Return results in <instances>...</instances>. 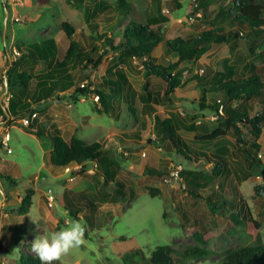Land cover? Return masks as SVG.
<instances>
[{
  "label": "rangeland",
  "instance_id": "rangeland-1",
  "mask_svg": "<svg viewBox=\"0 0 264 264\" xmlns=\"http://www.w3.org/2000/svg\"><path fill=\"white\" fill-rule=\"evenodd\" d=\"M122 1L129 5L128 11L120 9ZM232 1L182 0L177 6L173 0H50L53 7L42 8L36 0H22V5L11 9L9 0H0V132L1 123L12 127L8 130L11 152L0 143V264H19L20 258L27 256L37 259L31 251L35 236L58 231L72 220L86 227L83 243L53 264H142L141 256L148 258L165 245L173 248L175 264H219L222 254L242 244V230L251 240L259 237L264 243V192H255L264 182L256 170L248 168L241 149L253 141L251 134L242 129L243 147L232 131L211 144H202L194 140L195 133L183 127L200 126L201 134L217 128V114L201 110L200 102L202 95L205 106L219 99L206 90L224 73V65L234 69L235 78L264 76V33L244 39L242 30L238 39L213 44L194 64L180 65L176 72L182 77V85L167 98L166 84L150 76L137 59L124 60L119 53L110 52L93 72L80 63L68 64L74 84H91L92 90L103 86L107 72L124 73L128 86L121 96L111 98L110 115L98 113L100 105L93 94L69 99L73 88L64 95H53L50 101L38 104L37 100V78L63 59L69 45L70 39L60 29L62 23L73 28L71 40L96 59L109 50L104 48V39L111 36L119 42L120 32L129 21L158 20L160 23L151 28H161L165 40L189 39L215 27L228 31L227 20L220 21L216 16L232 6ZM257 1L264 8V0ZM46 39L55 42L54 62L32 61L26 47ZM13 48L20 56L8 60ZM152 57L166 65L172 55L160 44ZM20 73L31 78L24 98L19 96L22 87L15 86L13 80L12 88L7 87L9 77L15 80ZM144 85L156 100L151 103L154 112L140 101ZM13 93L16 97L12 104L17 106L24 99L27 105L20 118L5 114L8 105L4 101ZM246 105L252 107L251 117L264 106L259 98ZM32 113L37 114L34 120ZM8 116L14 121L10 122ZM21 118L29 120V127L21 125ZM167 118L179 122L178 134L186 151L175 150L170 143H158L159 147L152 144L158 142L156 119ZM54 128L67 143L72 136L85 144L99 143L102 156L111 162L108 170L115 173L114 179L104 181V169L98 163H91L87 171L75 176L72 172L78 170L53 168L47 137ZM37 131L45 138L36 136ZM257 143V158L264 164V124ZM223 146L228 149L227 156L217 153ZM217 159L225 164V171L218 177L212 173ZM172 165L181 166L180 178L166 184L164 179ZM148 189L154 190L153 196ZM27 191L33 194L30 204L24 205ZM48 192L54 199L51 202ZM207 200H224L227 205L212 211ZM74 205L87 206L73 217L68 207ZM231 214L240 221L243 216L247 218L243 228ZM190 245L214 255L188 262L182 251Z\"/></svg>",
  "mask_w": 264,
  "mask_h": 264
},
{
  "label": "trees",
  "instance_id": "trees-1",
  "mask_svg": "<svg viewBox=\"0 0 264 264\" xmlns=\"http://www.w3.org/2000/svg\"><path fill=\"white\" fill-rule=\"evenodd\" d=\"M36 1L42 8L53 7L50 0ZM173 1L177 6H180L182 0ZM201 1L206 2L209 0ZM122 3L123 5L119 6L120 9L128 11L129 5L123 1ZM231 4L232 6L228 9H221L216 16V19L220 21L227 20L228 31L215 27L209 28L207 31L189 39L178 37L165 40L161 28H151L152 25L160 23L158 20L150 19L147 23L129 21L120 32L121 39L119 42L116 43L111 36L104 39V48H109V50H104L96 59L92 58L90 53L80 47L77 42L71 40L74 33L73 28L67 23H62L60 29L70 41L64 57L60 62H54L56 45L53 39H46L40 43H34L26 47L32 61L54 62V66L36 80L38 104L50 101L55 94L62 93L64 95L65 92L73 88L69 99L75 100L79 95L85 97L93 94L97 97L100 105L98 113L110 115L112 112L110 105L111 98L113 99V96H121L123 89L128 86V81L124 73L121 71H117L114 74L107 72L108 78H105L103 86L100 89L93 88L92 90L91 84H85L82 87L76 86L67 70L68 64L71 63V66H73L74 63H80L84 65V68H89L90 72H93L101 65L103 58L110 52L119 53L124 60H139L144 70L150 76L158 78L166 84L164 97H169L175 89L182 85V77L176 72L180 65L183 63L194 64L210 50L213 44H224L228 43L232 38L238 39L239 33H242V30H245V34H243L244 39L248 37L252 39L257 38L264 33V8L259 1L233 0ZM162 20L165 21V19ZM212 25L210 24V26ZM160 44H164L167 52L172 55V58L166 65L157 63L152 57V52ZM11 80H13L15 86L22 87L19 91V96L24 98L28 88V82L31 78L23 73L18 74L15 80L9 77L7 81L9 90L12 88ZM206 92L219 96V99L210 106H205V95H202L200 102L201 110H209L217 114V128L211 133L204 132L201 134L198 133L201 131L200 126L191 124L187 126L183 125V127L187 132L195 133L194 140L202 144H211L218 139L224 138L229 131H232L236 142L242 147L246 145L242 139V129H247L248 133L253 137V141L249 144L248 148H241L244 153V160L248 168L256 170L257 176L261 177L264 182V164L257 158V154L260 151V145L257 143V140L262 134L264 106L251 117L249 112L252 107L246 105V102L256 98H259L261 104H264V76L252 74L247 77L235 78L234 69L224 65V73L220 75ZM15 97L16 95L14 93L11 94L8 109L5 114L9 112L14 118H20L24 115V110L27 108V105L22 102L24 99L19 100L17 106L12 104ZM140 101L146 109L154 112L151 103L156 100L153 98V94L148 91L147 85L143 86V94L140 96ZM220 107H222V112L218 114ZM155 124L158 142L152 141V144L159 147V144L165 145L170 143L175 150L180 152L187 150L183 139L178 134V130L180 129L179 122L176 123L172 118H167L156 119ZM35 134L41 139L45 138L44 134L40 131L35 132ZM47 139L50 140L52 146L49 162L53 168L64 170L66 168H73L74 166H81L80 170L72 172V175L75 176L87 171L91 163H98L104 169L103 180L108 181V179H114L115 173L108 170V165L111 162L102 156V147L99 143L85 144L76 136H72L67 143L60 135L58 129L55 128ZM217 153L221 156H227L228 149L223 146L217 150ZM216 163V167L212 173L218 177L225 171V164L221 159H217ZM150 174L152 175L153 173L150 172ZM244 178L247 179L248 176L245 175ZM116 184L121 189H124V185L120 183ZM147 191L149 195L153 196V189H148ZM255 192L258 195L263 193L264 184L256 187ZM32 194L33 192L27 191L23 199L24 205L30 204ZM207 201L212 207V211H217L218 207L219 209L221 207L223 209L227 205L224 200ZM86 206L83 205L82 207ZM82 207L81 205H74L73 208L69 206V214L76 217L81 212ZM231 216L237 225L242 226V228L244 227L247 218L243 216L240 221L235 214H231ZM253 224L257 228V224L255 222ZM240 237L242 244L222 254L219 264H264V243L261 242L259 237H254L251 240V237L244 230L240 232ZM173 253V248L169 245L158 247L150 253L148 258L141 256L142 264H175ZM182 255L186 261L191 262L208 258L214 254L200 246L190 245L183 248ZM19 264H40V262L38 259L27 256L21 257Z\"/></svg>",
  "mask_w": 264,
  "mask_h": 264
},
{
  "label": "clouds",
  "instance_id": "clouds-1",
  "mask_svg": "<svg viewBox=\"0 0 264 264\" xmlns=\"http://www.w3.org/2000/svg\"><path fill=\"white\" fill-rule=\"evenodd\" d=\"M85 225L79 220H72L58 231L36 235L31 242V251L40 264H53L70 250L83 243Z\"/></svg>",
  "mask_w": 264,
  "mask_h": 264
},
{
  "label": "built area",
  "instance_id": "built-area-1",
  "mask_svg": "<svg viewBox=\"0 0 264 264\" xmlns=\"http://www.w3.org/2000/svg\"><path fill=\"white\" fill-rule=\"evenodd\" d=\"M22 0H9V3L11 5V9L16 7V6H20L22 5ZM15 21H17V18H15ZM241 35V34H240ZM20 54L19 52L13 48L12 50H10V52L8 53V57L7 59L8 60H11V59H16L17 57H19ZM10 98V97H9ZM9 98L6 99V101H4V103L6 105H8L9 103ZM220 109L222 110V107H220ZM220 110V111H221ZM221 114V112H220ZM37 114L36 113H32L31 115V119L34 120L36 118ZM10 122H13L14 121V118L12 116H8L7 118ZM19 122L21 123V125L25 126V127H29V120L25 119V118H21L19 119ZM2 125V130L0 132V143L1 145H3V147L5 148V150H7V152H11L10 148L8 147V130L12 127H9V125L5 126V123H1ZM96 165H94L95 167ZM70 169H75V170H79L81 169V166H74L73 168H66L64 169L65 172L69 171ZM181 166L180 165H177V166H174L172 165L171 168H169L168 170V174L166 176V178L164 179V182L167 184L169 183L170 181H174V182H178L179 178H180V173H181ZM168 181V182H167ZM49 197V201H53V197L51 196L50 192H48L47 194Z\"/></svg>",
  "mask_w": 264,
  "mask_h": 264
}]
</instances>
